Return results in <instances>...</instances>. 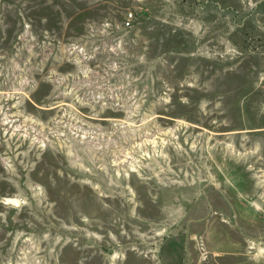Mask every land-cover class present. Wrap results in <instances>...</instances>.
Instances as JSON below:
<instances>
[{
  "label": "rangeland",
  "instance_id": "rangeland-1",
  "mask_svg": "<svg viewBox=\"0 0 264 264\" xmlns=\"http://www.w3.org/2000/svg\"><path fill=\"white\" fill-rule=\"evenodd\" d=\"M0 264H264V0H0Z\"/></svg>",
  "mask_w": 264,
  "mask_h": 264
},
{
  "label": "water",
  "instance_id": "water-1",
  "mask_svg": "<svg viewBox=\"0 0 264 264\" xmlns=\"http://www.w3.org/2000/svg\"><path fill=\"white\" fill-rule=\"evenodd\" d=\"M2 203L6 205H11L13 207H18L20 205V200L17 198H3Z\"/></svg>",
  "mask_w": 264,
  "mask_h": 264
},
{
  "label": "built area",
  "instance_id": "built-area-1",
  "mask_svg": "<svg viewBox=\"0 0 264 264\" xmlns=\"http://www.w3.org/2000/svg\"><path fill=\"white\" fill-rule=\"evenodd\" d=\"M131 17V13H128V16L126 17V22H125V26H129V18Z\"/></svg>",
  "mask_w": 264,
  "mask_h": 264
}]
</instances>
